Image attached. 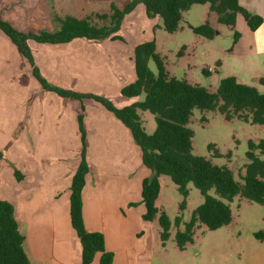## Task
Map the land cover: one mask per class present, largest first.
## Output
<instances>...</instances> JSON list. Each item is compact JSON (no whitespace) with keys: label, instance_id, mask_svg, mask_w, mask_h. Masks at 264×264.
<instances>
[{"label":"rangeland","instance_id":"1","mask_svg":"<svg viewBox=\"0 0 264 264\" xmlns=\"http://www.w3.org/2000/svg\"><path fill=\"white\" fill-rule=\"evenodd\" d=\"M133 1L0 0V16L23 32H54L61 27L58 18L68 16L91 18L98 26L109 25V19L96 16L112 14L113 6L124 10ZM207 21L215 27L213 39L198 36L192 30ZM181 27L176 33H168L162 19L148 18L139 2L122 21L118 33L123 40L76 39L59 45L28 41L40 75L52 87L76 94L71 96L43 87L34 76L30 61L0 30V169H15L16 161L26 163L31 158L41 169L40 178L44 180V174L48 178L50 172H56L59 186L64 184L62 172L79 163L80 151L85 148L88 163L91 160L95 170L106 174L104 193L113 192L115 167L132 168V203L137 204L132 206V239L145 251L143 259L132 264H247L241 254L245 256L246 243L256 233H264V205L249 201L239 204L235 199L230 203L234 216L230 226L211 231L198 225L193 241L180 250L176 233L184 229L204 197L192 183L184 197L169 176H161L156 205L173 222L170 238L163 242L158 218L147 222L137 210L145 168L129 130L102 102L82 96L101 97L119 109L143 100V95L127 98L121 91L136 78V47L150 41L156 42L157 53L170 75L217 90L221 79L232 69L234 32L241 30L219 23L218 15L210 11L208 4H195L184 12ZM219 62L224 66H218ZM149 66L157 72L152 60ZM208 68L213 71L207 74ZM140 114L146 132L152 134L156 129L153 114ZM189 126L194 132V154L215 165H227L239 181L249 163V141L264 139V129L259 126L237 118L225 121L216 111L194 110ZM210 194L215 196L214 191ZM176 218L181 219L179 228L174 225ZM97 258L98 255L92 264H97Z\"/></svg>","mask_w":264,"mask_h":264},{"label":"trees","instance_id":"2","mask_svg":"<svg viewBox=\"0 0 264 264\" xmlns=\"http://www.w3.org/2000/svg\"><path fill=\"white\" fill-rule=\"evenodd\" d=\"M145 7L148 18L160 17L168 33H176L181 28L183 13L195 4H208L210 11L218 15V22L235 30L238 15L247 22L250 30L256 31L264 22V15L252 14L245 9L239 0H134L124 10L113 6L112 14L97 15L100 19H109V25L98 26L91 18L78 19L68 16L59 19L61 27L54 32H23L0 16V30L5 33L20 52L30 61L34 76L43 87L52 89L61 95H76L52 87L44 79L35 65L28 41L38 43L65 44L76 39L85 40H123L118 33L124 17L133 11L137 3ZM201 37L213 39L216 30L210 22L192 28ZM240 33L235 30V45ZM155 41L145 42L135 49L134 68L136 78L121 91L127 98H140L132 105L117 108L105 99L94 95H82L102 102L115 117L130 131L138 147L143 165L152 173L142 184V200L146 212L145 221L158 218L161 227V240L167 241L171 235L173 222L165 211L157 205L161 191V176H169L178 187L179 192L187 197L188 185L193 184L203 195V203L197 207L191 220L184 229H178L175 241L180 250L193 241L194 231L198 225H204L214 231L228 226L233 220L230 203L236 198L246 199L252 203L264 205V139L249 141L246 154L249 163L241 181L236 180L233 171L227 165L218 166L205 157L194 154V132L189 124L194 110L216 111L225 121L240 119L251 122L264 129V93L255 86L240 83L235 77L221 79L216 91L192 84L186 79L170 75L164 59L157 53ZM233 52V48L230 53ZM152 60L157 72L149 66ZM208 74L209 72L205 70ZM264 85V78L259 79ZM153 114L156 129L152 134L146 132L140 112ZM82 125V123H81ZM83 146L85 139L83 138ZM90 165L86 158L85 148L80 163L70 185V214L72 227L82 246V264H92L100 254L99 264H113L114 254L106 250L105 237L101 232H91L84 221L83 190L87 183ZM15 176L21 174L15 170ZM214 191L215 196L210 192ZM132 203V206H136ZM184 207V203L181 208ZM180 218L174 225L179 228ZM264 240L261 231L255 234ZM25 237L19 230L14 205L6 200L0 201V264H30L24 249Z\"/></svg>","mask_w":264,"mask_h":264},{"label":"crops","instance_id":"3","mask_svg":"<svg viewBox=\"0 0 264 264\" xmlns=\"http://www.w3.org/2000/svg\"><path fill=\"white\" fill-rule=\"evenodd\" d=\"M239 2L252 14L264 15V0ZM212 27L215 28L213 25ZM236 28H239L241 33L233 52L230 53L234 62L226 77L233 76L240 83L255 86L264 93V85L259 84V79L264 78V22L256 31H252L245 19L238 15ZM218 66L223 67L224 63L219 62ZM207 71L212 72L209 68ZM135 148L141 158L136 145ZM81 156L82 151L79 160ZM15 163L17 167L15 169L14 167L0 169V201H9L15 207L19 230L25 237L24 249L30 264H82V246L72 227L70 214V185L80 161L68 171L62 172L64 176H61V181L64 184L59 186L56 183V172H50L48 178L44 174L42 180L41 169L31 158H27L26 163L20 159ZM89 165L90 172L83 190L86 228L91 232L103 233L106 250L114 254L113 264H132L142 260L145 251L137 247L136 241L132 239V168L115 167L117 170L113 174L116 175V184L112 186L113 192L109 194L102 192V187L108 184V180L103 179L106 174L95 170L96 166L91 160ZM141 166L145 168L142 174L144 180L152 173L143 163ZM120 168L123 169L119 171ZM15 170L20 172L22 176L20 180L16 178ZM141 200L142 189L141 197L136 200L139 202V208L136 209L144 219L146 208ZM236 200L239 204L247 202L246 199L239 197ZM133 218L135 220V215ZM246 248L243 250L245 256L241 254V258H245L247 264H264V240L254 237L246 243ZM99 260L100 254L97 264Z\"/></svg>","mask_w":264,"mask_h":264},{"label":"built area","instance_id":"4","mask_svg":"<svg viewBox=\"0 0 264 264\" xmlns=\"http://www.w3.org/2000/svg\"><path fill=\"white\" fill-rule=\"evenodd\" d=\"M209 71H213L211 68H209Z\"/></svg>","mask_w":264,"mask_h":264}]
</instances>
